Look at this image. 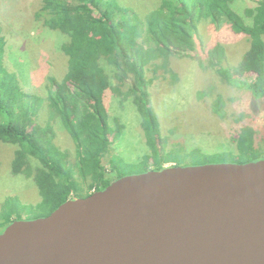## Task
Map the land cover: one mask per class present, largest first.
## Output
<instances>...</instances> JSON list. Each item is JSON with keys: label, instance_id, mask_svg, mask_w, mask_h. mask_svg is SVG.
<instances>
[{"label": "trees", "instance_id": "1", "mask_svg": "<svg viewBox=\"0 0 264 264\" xmlns=\"http://www.w3.org/2000/svg\"><path fill=\"white\" fill-rule=\"evenodd\" d=\"M237 1L256 4L245 10L250 23L233 9ZM154 7L141 16L118 0H41L34 17L68 37L61 45L66 71L60 78H47L45 95L23 91L4 68L5 42L0 35V149L3 144L15 146L12 174L32 178L40 195L31 206L23 205L16 195L0 201V232L23 214L34 213L25 219L47 216L68 199L86 197L125 175L119 166L124 163L114 154L107 158L123 129L118 120L114 126L110 123L105 105L108 90L123 101L132 98L140 115L148 148L139 161L140 172L159 171L167 163L185 165L186 157L206 155L177 143L165 149L146 75L152 68L162 70L159 78H171L169 59L197 51L201 20L216 29L226 25L236 34L247 35L249 47L236 64L225 65L224 47L215 44L198 57L199 66L264 102V0H157ZM102 60L113 68L114 86ZM218 102L213 111L223 117ZM41 111L48 116L44 123L38 122ZM58 123L73 143L71 151L54 141ZM255 135L253 127L244 126L234 136V151L214 155L225 154L237 163L262 159L264 149L255 145ZM223 160L215 162H229Z\"/></svg>", "mask_w": 264, "mask_h": 264}, {"label": "water", "instance_id": "2", "mask_svg": "<svg viewBox=\"0 0 264 264\" xmlns=\"http://www.w3.org/2000/svg\"><path fill=\"white\" fill-rule=\"evenodd\" d=\"M0 264H264V158L121 176L13 220Z\"/></svg>", "mask_w": 264, "mask_h": 264}, {"label": "rangeland", "instance_id": "3", "mask_svg": "<svg viewBox=\"0 0 264 264\" xmlns=\"http://www.w3.org/2000/svg\"><path fill=\"white\" fill-rule=\"evenodd\" d=\"M156 1L118 0L120 4L136 9V13L141 16L157 7L158 5L154 7ZM40 2L41 0H0V35L5 42L2 53L4 68L17 78L23 91L45 95L49 86L47 78H60L66 71L67 57L62 52L61 45L68 37L45 27L41 20L34 17ZM255 5L252 1H237L232 7L250 23L245 10ZM197 36L196 52H190L191 56L169 59L170 69L174 72L171 78H159L162 70L155 71L151 68L146 72L151 80L149 91L165 149L177 143L186 150L197 148L206 153L200 157H186L183 160L185 165L215 163L221 159L232 162V157L214 153L234 151V136L244 126H251L256 130L255 145L264 149V102L254 99L248 91L224 84L214 71L210 68L203 70L198 63L199 56H203L215 44H221L225 50L223 64H236L249 47V37L232 32L226 25L216 29L206 19L199 22ZM102 64L110 74L114 86L116 80L113 68L104 60ZM215 102H218L223 117L213 111ZM105 105L110 123L113 125L118 120L123 125L121 134L110 146L112 153L107 158L114 154L116 159L124 163L119 166L125 175L139 173L142 170L139 161L148 152V148L141 128V118L132 98L123 101L108 90ZM47 117V113L41 111L38 122L44 123ZM59 125H56L57 135L54 141L62 150L71 151L73 143ZM14 149L15 146L11 144L1 145L0 201L9 195H16L23 205L31 206L40 200V195L32 178L12 174L10 162ZM32 164L37 165L36 160H32ZM170 165L171 163L165 164ZM33 215L32 212L23 214L22 219Z\"/></svg>", "mask_w": 264, "mask_h": 264}]
</instances>
